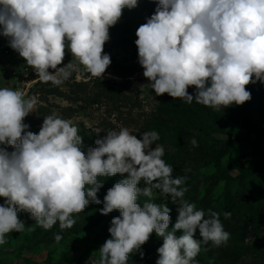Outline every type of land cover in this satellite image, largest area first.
Masks as SVG:
<instances>
[{
    "label": "clouds",
    "instance_id": "1",
    "mask_svg": "<svg viewBox=\"0 0 264 264\" xmlns=\"http://www.w3.org/2000/svg\"><path fill=\"white\" fill-rule=\"evenodd\" d=\"M137 6L138 0H0V35L43 83L61 86L81 66L90 77L103 79L111 64L102 54L109 29L125 8ZM135 35L143 76L157 96L219 111L249 101L246 85L264 83V0H158ZM66 50L72 60L58 67ZM190 86L195 96L187 91ZM36 103L22 90L0 87V145L13 149L0 147V245L7 242L6 234L25 230L19 212L29 213L45 230L57 222L62 231L70 229L74 214L90 202L101 203L99 178L116 174L128 175L107 190L100 211L120 215L111 220V238L90 264H128L153 232L163 238L156 264H197L202 245L227 244L230 233L220 214L210 211L205 218L195 203L183 199L187 177L174 178L163 146L151 147L160 139L156 131L138 139L126 127L110 129L85 152L78 127L55 113L44 117L38 134L26 131L24 118ZM191 144L198 146L195 138ZM153 190L177 206L171 230V209L151 202ZM141 196L149 199L138 203ZM223 215L230 219L231 212ZM177 230H183L179 237ZM197 230L201 239L194 238ZM62 238L54 234L57 243Z\"/></svg>",
    "mask_w": 264,
    "mask_h": 264
},
{
    "label": "rangeland",
    "instance_id": "2",
    "mask_svg": "<svg viewBox=\"0 0 264 264\" xmlns=\"http://www.w3.org/2000/svg\"><path fill=\"white\" fill-rule=\"evenodd\" d=\"M157 2L138 0L137 7L125 8L117 24L110 27L102 54L110 56L111 64L103 79L90 77L81 66L80 72H73L61 86L43 83L34 70L22 72L26 61L9 46L8 38L0 35V87L22 90L25 98L36 97L33 113L23 121L29 125L26 131L38 134L44 117L55 113L78 127L85 152L110 129L126 127L138 139L144 132L156 131L160 139L151 147L163 146V159L172 166L174 178L187 177L184 186L188 191L183 199L195 203L205 218L210 211L219 213L230 233L226 245H202L195 257L197 264H264V83L246 85L249 101L219 111L168 94L157 96L143 76L135 45L137 28L154 14ZM8 49L14 51L12 58L4 54ZM71 60L72 54L66 50L58 67ZM187 91L195 96V86ZM193 138L196 147L191 144ZM0 147L13 151L7 145ZM127 175L100 177L103 186L97 197L101 203L90 202L83 212L74 214L76 223L70 229L62 231L57 222L45 230L29 213L19 212L25 230L6 234L7 242L0 245V264H90V259H98L99 248L111 238V220L120 215L117 210L101 214L104 196ZM138 186L143 187V182ZM148 199L141 196L138 203ZM170 199L153 190L151 202L167 203L171 209L169 230L178 217L177 206ZM224 212H231L230 219H225ZM29 226L35 230L28 231ZM56 233L63 237L59 243L54 239ZM182 234L183 230L175 233L177 237ZM194 238L201 239L198 230ZM162 243L163 238L153 232L140 251L130 255L128 264H156Z\"/></svg>",
    "mask_w": 264,
    "mask_h": 264
},
{
    "label": "built area",
    "instance_id": "3",
    "mask_svg": "<svg viewBox=\"0 0 264 264\" xmlns=\"http://www.w3.org/2000/svg\"><path fill=\"white\" fill-rule=\"evenodd\" d=\"M4 54L8 55V57L12 58V56L14 55V51L8 49V50L4 51ZM31 70H33V69L30 66H27L26 62L22 65V72L23 73H28ZM15 73H17V72H15Z\"/></svg>",
    "mask_w": 264,
    "mask_h": 264
}]
</instances>
